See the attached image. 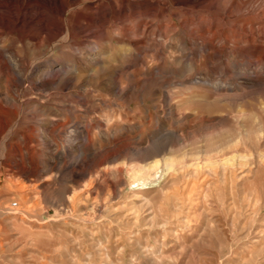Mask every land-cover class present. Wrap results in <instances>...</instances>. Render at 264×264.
<instances>
[{"label": "rangeland", "instance_id": "374dc122", "mask_svg": "<svg viewBox=\"0 0 264 264\" xmlns=\"http://www.w3.org/2000/svg\"><path fill=\"white\" fill-rule=\"evenodd\" d=\"M88 2L70 21L89 22ZM209 9L169 3L162 16L204 21ZM91 32L76 36L69 91L43 95L0 78V264H264V91L226 100L251 91L246 61L234 50L200 57L184 34L182 51L173 31L166 40L151 28L136 37L140 60L105 48L92 65ZM0 41L32 60L22 33ZM42 46L34 57L44 60L68 44L59 36ZM253 65L264 78V59ZM168 106L192 117L170 119Z\"/></svg>", "mask_w": 264, "mask_h": 264}, {"label": "bare ground", "instance_id": "6f19581e", "mask_svg": "<svg viewBox=\"0 0 264 264\" xmlns=\"http://www.w3.org/2000/svg\"><path fill=\"white\" fill-rule=\"evenodd\" d=\"M82 1L0 0V35L22 33L32 56V60L26 62L17 49L20 46L16 47L13 41H0V78H4L9 84L16 81L29 83L33 90L43 95H50L53 91L59 90L69 91L76 83L74 52L78 50L75 47L83 44L76 36L92 29L90 36L94 40L91 42L90 50L96 51L97 54L90 64L98 65L107 56L105 48L110 51V57L113 59L134 57L140 60V45L143 42L138 41L136 37L144 36L147 30L155 28L166 40L167 33L173 31L183 42L182 51H186L187 44L184 34L192 46L198 47L195 53L200 57L207 56L217 60L223 52L231 53L234 50L240 56L241 62L246 61L244 73L248 76L255 75L256 78L244 79L246 85L254 84L251 91L231 98H228V95L220 96L216 99L218 104H222L223 100L228 98L226 100L229 104L241 105L240 102L248 100L249 94L256 91L255 89L264 91V78L259 77L262 70L253 65L254 61L260 62L264 59V50L260 47L250 50L238 48V44L264 43V0H159L156 7L144 5L145 0H132V4L129 0H87L89 22H82L80 15L73 22L70 21V12L79 8ZM167 3L184 10L202 7L207 3L210 12L204 21L199 12L190 18L187 13L174 12L172 16L176 21H172L167 16H162L168 11ZM150 17L152 19H149ZM158 17L165 19L154 23L153 20ZM132 18L137 19L134 27L127 24ZM59 36L68 44L62 53L58 55L45 53L44 60L34 57L35 53L43 48V44L50 46V42ZM100 41L102 45L98 43ZM20 45L24 47L22 42ZM216 68L217 65L213 63L209 70L213 71ZM1 101L3 100L0 99ZM194 103H196L194 100H188V107L194 106ZM164 115L175 121L192 117L170 106ZM7 124L6 122L2 124L0 134L5 132ZM5 142L6 138L3 139L4 144ZM1 148L4 155V147ZM224 150L227 148L219 146L214 149L217 153ZM4 161L1 160L0 163L6 164ZM165 166L168 170L172 168L171 164Z\"/></svg>", "mask_w": 264, "mask_h": 264}]
</instances>
